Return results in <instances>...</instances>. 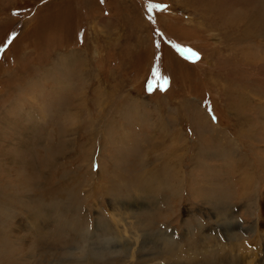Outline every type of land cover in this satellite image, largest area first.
Returning <instances> with one entry per match:
<instances>
[{"label": "rangeland", "instance_id": "obj_1", "mask_svg": "<svg viewBox=\"0 0 264 264\" xmlns=\"http://www.w3.org/2000/svg\"><path fill=\"white\" fill-rule=\"evenodd\" d=\"M194 261L264 264V0H0V264Z\"/></svg>", "mask_w": 264, "mask_h": 264}, {"label": "bare ground", "instance_id": "obj_2", "mask_svg": "<svg viewBox=\"0 0 264 264\" xmlns=\"http://www.w3.org/2000/svg\"><path fill=\"white\" fill-rule=\"evenodd\" d=\"M83 105V104H82ZM126 208V207H124ZM203 258V257H202ZM206 261V260H205ZM210 263V262H209ZM191 264H202L200 261H194V263H191Z\"/></svg>", "mask_w": 264, "mask_h": 264}]
</instances>
